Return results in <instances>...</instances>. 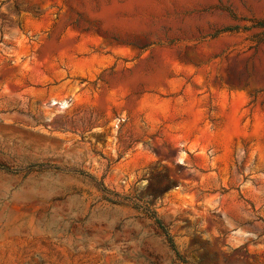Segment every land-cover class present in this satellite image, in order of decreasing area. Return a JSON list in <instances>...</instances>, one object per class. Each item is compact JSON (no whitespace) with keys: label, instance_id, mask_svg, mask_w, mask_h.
Returning <instances> with one entry per match:
<instances>
[{"label":"rangeland","instance_id":"rangeland-1","mask_svg":"<svg viewBox=\"0 0 264 264\" xmlns=\"http://www.w3.org/2000/svg\"><path fill=\"white\" fill-rule=\"evenodd\" d=\"M264 0H0V264H264Z\"/></svg>","mask_w":264,"mask_h":264},{"label":"trees","instance_id":"trees-1","mask_svg":"<svg viewBox=\"0 0 264 264\" xmlns=\"http://www.w3.org/2000/svg\"><path fill=\"white\" fill-rule=\"evenodd\" d=\"M258 26L262 27L264 26V23H258Z\"/></svg>","mask_w":264,"mask_h":264}]
</instances>
